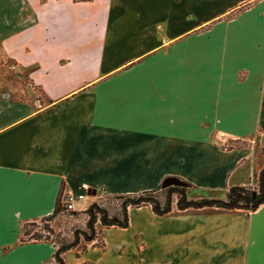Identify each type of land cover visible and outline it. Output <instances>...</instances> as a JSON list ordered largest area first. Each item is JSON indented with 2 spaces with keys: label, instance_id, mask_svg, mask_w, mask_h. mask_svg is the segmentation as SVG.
Here are the masks:
<instances>
[{
  "label": "crops",
  "instance_id": "0c3cea01",
  "mask_svg": "<svg viewBox=\"0 0 264 264\" xmlns=\"http://www.w3.org/2000/svg\"><path fill=\"white\" fill-rule=\"evenodd\" d=\"M0 54L20 74L0 91V264H55L19 238L61 185L75 213L167 179L198 200L258 185L264 0H0ZM127 219L64 264H264V205Z\"/></svg>",
  "mask_w": 264,
  "mask_h": 264
},
{
  "label": "trees",
  "instance_id": "16d2710c",
  "mask_svg": "<svg viewBox=\"0 0 264 264\" xmlns=\"http://www.w3.org/2000/svg\"><path fill=\"white\" fill-rule=\"evenodd\" d=\"M247 7L248 5H244L238 10L241 11ZM5 61L15 67L14 63L6 59ZM167 181L168 179L163 184ZM178 181L181 185L171 184L164 187L161 184L155 190L133 195L102 196L84 212L87 216L84 229L75 230L70 237L56 233L49 224L56 216L55 211L52 215L39 221L44 225L43 233L32 231L31 228L36 227V222L24 224L19 243H51L55 248L52 256L55 264H64L62 255L65 252L79 247L81 243L89 244L98 238L100 235V230L97 229L98 226L101 228L113 226L127 228V209L130 207L140 208L149 206L153 213L162 216L171 212L173 201L178 211L189 208L216 207L227 210L243 209L253 212L264 205V168L260 171L259 183L256 187H232L227 191L225 198L222 200H194L190 198V192L194 188L181 180ZM64 196V187L61 185L55 202L56 209L60 210L61 214L75 217L77 213L66 209Z\"/></svg>",
  "mask_w": 264,
  "mask_h": 264
},
{
  "label": "rangeland",
  "instance_id": "374dc122",
  "mask_svg": "<svg viewBox=\"0 0 264 264\" xmlns=\"http://www.w3.org/2000/svg\"><path fill=\"white\" fill-rule=\"evenodd\" d=\"M17 75H20L18 70L15 69L12 64L5 61L3 56L0 54V91L5 89L10 81L14 80ZM19 99H36L41 100L43 95L37 90L31 87H25L23 93L15 94ZM235 142H230L229 145H234ZM200 195L193 192L191 197L194 200ZM64 201V200H63ZM86 202L78 204L77 208L83 207ZM87 221V216L84 213H77L75 217L68 216L67 214H61L60 210L56 211V216L49 223L56 233L63 236H71L75 230H83ZM44 225L40 222H36V227L31 228L33 232L43 233Z\"/></svg>",
  "mask_w": 264,
  "mask_h": 264
},
{
  "label": "built area",
  "instance_id": "2783aa9c",
  "mask_svg": "<svg viewBox=\"0 0 264 264\" xmlns=\"http://www.w3.org/2000/svg\"><path fill=\"white\" fill-rule=\"evenodd\" d=\"M83 199V196L80 195L78 196L77 198H74L72 196H68L65 200V206H66V209L68 211H72L73 210V203L75 200H82Z\"/></svg>",
  "mask_w": 264,
  "mask_h": 264
},
{
  "label": "water",
  "instance_id": "95a60500",
  "mask_svg": "<svg viewBox=\"0 0 264 264\" xmlns=\"http://www.w3.org/2000/svg\"><path fill=\"white\" fill-rule=\"evenodd\" d=\"M171 184H173V185H181V183L178 180H171V181L165 182L163 184V186L165 187V186H168V185H171Z\"/></svg>",
  "mask_w": 264,
  "mask_h": 264
}]
</instances>
